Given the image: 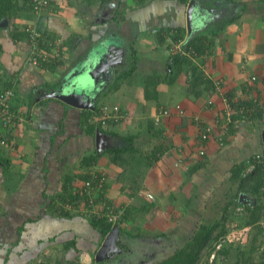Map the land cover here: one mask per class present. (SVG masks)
Returning <instances> with one entry per match:
<instances>
[{
    "label": "crops",
    "instance_id": "crops-1",
    "mask_svg": "<svg viewBox=\"0 0 264 264\" xmlns=\"http://www.w3.org/2000/svg\"><path fill=\"white\" fill-rule=\"evenodd\" d=\"M188 3L53 0L37 21L29 5L19 11L20 26L36 24L57 36L62 49L52 54L55 61L48 54L32 65L27 62L26 41L16 40L24 47L2 58L5 62L0 74L6 77L13 72L19 81L14 106L23 120L10 132L11 146L0 147L8 159V165L0 164V264H96L94 255L103 238L91 231L89 219L78 214L58 215L54 208L65 176L82 172L78 156L91 147L100 153L92 169L100 171L106 182L102 206L106 200L124 209L134 206L120 225L124 233L136 235L131 241L121 239L131 258L128 263L136 264L139 254L162 253L161 249L146 248V243L160 237L163 245L169 235L168 223L175 222L172 236L182 237L194 229L207 206L211 210L220 206L222 212L225 202L237 193L239 180L232 176V169L254 153L264 154L263 119L239 118L238 123L227 125L220 140L216 132L202 141L199 132L202 125L218 120L223 123L224 98L251 112L264 113V0H196L195 6H203L206 14L201 19L193 16L190 34ZM177 29L182 32L179 39L175 38ZM0 34L1 41L7 43L9 37ZM194 37L199 41L190 46L194 53L190 49L185 53L186 42ZM177 43L179 52L172 53ZM176 53H185L198 73L213 80L215 91L196 86L200 93H194L195 87L187 80L191 72L187 65L167 83L171 56ZM100 58L96 73L103 86L99 94L107 91L96 97L94 104L118 106L126 116L102 127L103 142L98 151L96 129L93 133L84 131L91 126L86 123L89 115L83 118L81 109L47 94L63 91L66 78L85 77L87 68ZM131 63L133 71H126V77L113 89L114 77ZM155 80H159L156 86L152 85ZM146 84L149 97L145 95ZM108 101H112L111 106ZM249 101L253 103L246 106ZM66 108L68 113L64 114ZM164 109L171 113L164 115ZM65 115L68 118L64 120ZM71 160L74 164L70 165ZM125 180L134 182L139 191L131 196L132 187ZM73 183L80 186L82 181ZM238 193L246 194L250 203V194ZM167 200L173 206L181 205L177 214L170 209L166 216L149 215L153 219L142 225L147 217L142 215L144 209L137 208L156 207ZM148 210H144L146 215L152 212ZM73 237L75 248H65ZM132 243L142 246L136 248V255ZM123 258L106 260L105 264H128Z\"/></svg>",
    "mask_w": 264,
    "mask_h": 264
},
{
    "label": "trees",
    "instance_id": "trees-1",
    "mask_svg": "<svg viewBox=\"0 0 264 264\" xmlns=\"http://www.w3.org/2000/svg\"><path fill=\"white\" fill-rule=\"evenodd\" d=\"M21 0H0V21L3 17L7 18V21L10 22L13 19V22L11 24V28L0 27V33L1 31L5 32L7 29H10L8 33L5 32V34L9 37V40L7 43H4L0 39V66L4 64L5 57L16 50L18 47H24V45L19 42L16 43V40L19 41H26L27 49L29 50V41L28 36L25 30L22 26L17 23V20L20 18L19 11L24 9V7H27L29 5L27 3L28 0H22V3L20 4ZM186 1V0H183ZM53 3V0L50 3ZM25 4V5H22ZM49 6V8H50ZM30 7V5L28 6ZM20 20V19H19ZM41 32V35L37 37L38 46L37 48L40 51H44L48 54H51L52 61H55L56 56L52 55L55 54L56 49H59L62 44L59 42L58 37L52 34H48L47 32H44L43 30L39 29ZM177 33L179 32L178 36L175 38H180V35L182 34L180 29L175 30ZM1 37V36H0ZM205 39V38H203ZM213 39V38H212ZM198 41V38H192L189 41H187V47L186 51H189V47L193 46L195 42ZM203 41V40H202ZM200 41L201 46L204 45V43ZM211 41H208V44ZM199 43V41H198ZM197 43V44H198ZM196 44V45H197ZM203 47V46H202ZM199 48V47H198ZM62 49V47L60 48ZM196 51H198L197 47H194ZM9 53V54H7ZM42 53V52H41ZM29 54V52H28ZM42 55V54H41ZM5 56V57H4ZM31 56V55H30ZM4 57V58H3ZM29 55H27L28 60ZM2 58L4 60H2ZM41 58V57H39ZM38 58V60H39ZM37 60V61H38ZM28 62V61H27ZM29 63V62H28ZM51 64H54L57 66L60 64V62H51ZM33 65V64H32ZM43 65H50L48 63H43ZM187 65L186 69H190V74H188L187 80L188 83L191 84L192 87H195L193 92L198 95V90L196 89V86H201L202 89L205 91H208L210 93L214 92L216 89L215 82L211 80L209 77H204L201 73H198L195 69V67L191 64L190 58L185 55V53H176L171 56V73L169 75V78L166 79L167 83H171L175 80L177 74ZM130 67L126 70H123L122 72L118 73L112 82L111 87L113 89L118 87V80L123 79L126 77V74L131 73L134 69V64H130ZM53 67V66H50ZM128 73H127V72ZM197 72V73H196ZM149 81V80H148ZM159 80H155L152 85L156 86L157 82ZM19 81L12 72L11 75L0 74V97H7L8 100V108H7V115H1L0 114V126L3 129V132L0 134V147H10L13 143L12 139H10V132L13 131L23 120L20 115V111L16 109L17 106H14V102L18 97L19 92ZM145 95L146 97H149V85L146 84L145 88ZM107 91V90H106ZM100 93L97 98H100L103 96V94L106 92ZM147 92V93H146ZM200 93V92H199ZM228 96H233L231 93L227 94ZM264 100V99H263ZM228 102L232 104V106L239 110L240 112L236 113L234 117L239 120L240 119H246L251 121L254 120L253 118L256 117L258 119H263L264 121V113L262 111L258 112H251L250 109L247 110V107L238 106L237 104H233L230 102V98L228 99ZM236 103V102H235ZM252 101H249L247 104H252ZM241 104V103H240ZM241 107V108H240ZM94 110H83V118L84 116H95V117H101V112L99 111L97 105L94 107ZM120 109V108H119ZM165 110V109H164ZM121 111V110H119ZM122 116L118 118V120L113 119H107L108 124L109 123H116L122 121L126 114L121 111ZM85 116V117H86ZM6 119V123H2L3 119ZM89 118V117H88ZM87 118V120H88ZM89 121V120H88ZM87 121V123H88ZM100 121H98L97 126L96 125H89L87 129H84L87 133H93L94 129H100ZM152 126V125H150ZM97 127V128H96ZM8 131V132H7ZM0 151V164L1 165H8V159L6 156L3 155ZM100 153L94 151L90 155H84L81 160H79V168L82 172L74 174H67L64 178V181L62 183V186L60 188V191L57 193V196L59 198V201L57 202V205H54V208L56 210V213L58 215H65V216H74V215H80L82 218L89 219V227L91 231H94L98 234L99 239L104 238V236L110 231L111 227L114 225L118 226L119 230V238L117 245L122 251V254L116 253L111 254L107 257H105L101 261H97L96 264H105L106 260H113L114 258L124 257L126 256L127 249L123 248L121 239L124 240H130L133 237H136L134 233L127 232L124 233L123 228L120 226L121 222L124 218H127L128 215H131L132 208L134 206L121 207L119 205H115L112 201V204H110V200L106 204L102 206V202H104V198H106L105 193V187L106 182H104V176L103 174L96 170L92 169L96 165V160L98 158ZM258 157L259 164H256L255 168L250 172L247 173L245 176H242V173L244 169L247 167L246 161L236 164V167H233V177L234 179L239 180V185L237 189V193L231 197V199L228 202H225V204L222 206V215L220 219H213L210 217L209 219H206L207 217L202 216L199 218L198 221H196V224L194 225V229H192L187 236L183 235H173V237L177 239H185V243L183 245L180 244V242L175 241V247L174 250L170 254H167V257H161L160 253L156 254V257L158 258L154 264H264V224H261V222H264V154L262 153H254L252 156H249L247 160H252L255 157ZM118 157V155H116ZM116 159V158H114ZM102 179L103 184L102 188L98 191V197L94 198L92 203L85 202V198H87V195L83 194L79 201L81 203V211H73L66 209L64 207V204L67 200H71L73 205H76V202L78 200V194H74L73 192L79 187L77 184L74 185V180H78V182L82 181V183L89 181L91 182V186L94 187L96 183ZM80 180V181H79ZM126 184L129 187H132L131 196L133 194H136L139 190L136 186V184L133 182L130 183L129 181L125 180ZM247 192L251 195L252 199L250 203L243 204L238 202V192ZM86 207L84 209L85 206ZM101 204V211H103L101 214L102 216L97 217L96 214H93L90 212V208H96L99 209ZM108 206V207H107ZM113 208V212L117 213V219L116 220H109L108 215L105 214L107 209ZM240 207L241 209L238 211L236 208ZM145 206H139L137 210L142 211L145 209ZM207 208V207H206ZM205 209V207H204ZM176 220V218H175ZM233 227L231 230H229L228 226ZM233 229H236L237 231V237L241 235L239 233V230H245L250 229L252 230V240L253 243L250 245V247L247 249V251H243L241 249H236V251L231 250V243L227 240L228 238L233 237L234 234H230L229 231L233 232ZM139 231V230H138ZM242 231V232H243ZM239 233V234H238ZM164 236V235H163ZM172 237V238H173ZM175 238V239H176ZM174 239V240H175ZM258 239V240H256ZM180 244V245H179ZM70 245V246H68ZM179 245V246H178ZM219 245V247H218ZM74 247L75 248V237L71 238L69 241H67V244L65 248ZM239 247V246H238ZM237 247V248H238ZM231 250V251H230ZM214 253V258L210 261V255ZM257 253V261L254 259V254ZM234 254L235 261L230 262L228 259L230 256ZM79 256V255H77ZM244 256V257H243ZM78 259V257H77ZM76 259V260H77ZM243 259V260H242ZM94 261V260H93ZM61 262V260H58V263ZM38 264V263H37ZM43 264V263H40Z\"/></svg>",
    "mask_w": 264,
    "mask_h": 264
},
{
    "label": "built area",
    "instance_id": "built-area-1",
    "mask_svg": "<svg viewBox=\"0 0 264 264\" xmlns=\"http://www.w3.org/2000/svg\"><path fill=\"white\" fill-rule=\"evenodd\" d=\"M52 0H28L27 3L30 5V9L32 11V13L34 14L36 21L43 15L45 14V12L48 10L50 3ZM11 27V26H10ZM39 27L35 24V25H27L26 27H24L23 29L25 30V32L27 33L28 36V41L29 43V57H28V62L36 65L38 63V58L41 57L43 59L46 58L47 53L44 51H40L37 46H38V42H37V37H39L41 35V32L38 29ZM190 49V48H189ZM42 52V53H41ZM173 53L175 52H179L178 50V43L173 47ZM194 51L192 49H190V53ZM56 54H58V49L55 52ZM185 53H189V51H186ZM42 54V55H41ZM31 55V56H30ZM226 99V109L224 111V115H223V123H221L219 120L216 121L215 123L212 124H206V125H202L200 128V132H199V137L202 141H206L208 138L211 137V134L216 133L217 132V136L218 139H221V134H223V130L228 128V124L232 122H236L238 123V119H236L234 117V115H236V113L240 112L241 109L237 110L235 109L233 106L231 107V104L228 102L227 98H224V100ZM8 100L7 97H0V114L1 115H7V108H8ZM113 109L107 107L106 105H103L100 107V112H101V117H95V116H91L88 118V122L89 123H95L96 121H100L102 126H105L108 124L107 119H113V120H118V118H120L122 116L121 111H119V107L118 106H114L112 107ZM177 109H179V113H183V111L177 107ZM162 113L164 115H169L171 113L170 110H163ZM6 119H3L2 123H6L5 121ZM226 122H225V121ZM215 125H217L218 129L216 127H214ZM201 153H203L201 151ZM261 160L258 159V157L256 156L255 158H253L252 160H246V164L247 167L244 169L242 176H245L247 173H250L256 166V164H259ZM102 184H103V180L100 179L96 185L94 187L91 186V182L86 181L84 183H82L79 187L81 188H77L73 193L74 194H78V200L76 202V205H73L71 200H67L64 204V207L66 209L69 210H73V211H81V203H80V197L84 194L87 195V198H85V202L87 201L88 203L90 202V204L92 203L94 198H97L98 194H99V190L100 188H102ZM82 200V199H81ZM87 206L84 207V209L86 207H88L89 205L86 204ZM108 207V206H107ZM106 207V209H107ZM93 208H90V212H92L93 214H96L97 217L102 216V212L101 211V206L99 207V209L97 210L96 208H94V210H92ZM238 211L241 209L240 207L236 208ZM86 210V209H85ZM108 215L109 220H116L117 219V213L113 212V208L111 209H107L106 213ZM261 224H264V222L262 221ZM219 246V245H218ZM214 253H212L211 255H213ZM210 261L213 259V256H210Z\"/></svg>",
    "mask_w": 264,
    "mask_h": 264
},
{
    "label": "water",
    "instance_id": "water-1",
    "mask_svg": "<svg viewBox=\"0 0 264 264\" xmlns=\"http://www.w3.org/2000/svg\"><path fill=\"white\" fill-rule=\"evenodd\" d=\"M196 0H189V3L187 4V27L189 34L191 33V27H192V18L194 15H196L199 19H201L205 14V10L203 6H195ZM195 13V14H194ZM202 16V17H201ZM7 25V18L3 17L0 21V27L4 28ZM102 59L100 58L97 63H95L93 66H89L86 70V73L84 74L85 77H81L79 75L77 76V80H70L71 78H66L64 82V86L66 87L63 91L57 93V92H51L47 95H50L52 97L59 98L64 103L75 107L77 109H94L95 104L94 100L99 95V91L102 88V84H99V79L101 76H99L96 73V67L99 62H101ZM84 67V66H82ZM84 69V68H83ZM82 69V70H83ZM78 74H81L79 72ZM86 75H89L86 77ZM89 78V79H88ZM89 80V81H88ZM103 134L101 131L96 132V138H95V147L96 150H100V147L102 146L103 142ZM238 202L247 204L248 196L244 193H240L238 195ZM119 238V230L118 226L114 225L111 227L110 231L104 236L101 244L97 248L94 258L97 261L103 260L107 255L120 253V248L117 245Z\"/></svg>",
    "mask_w": 264,
    "mask_h": 264
},
{
    "label": "rangeland",
    "instance_id": "rangeland-1",
    "mask_svg": "<svg viewBox=\"0 0 264 264\" xmlns=\"http://www.w3.org/2000/svg\"><path fill=\"white\" fill-rule=\"evenodd\" d=\"M20 2V4L22 3V0L21 1H19ZM75 1H73V3H74ZM17 23H18V21H17ZM12 27V26H11ZM10 31V29H7L5 32L6 33H8ZM5 32H2L1 31V33H5ZM0 36H1V34H0ZM123 91H126L125 90V88H123L122 89ZM109 102V105L111 106V103H112V101H108ZM106 106L107 107H109L108 106V104H106ZM115 106V105H114ZM114 106H112V107H114ZM112 107H109V108H111V109H113ZM68 113V108H66L65 109V111H64V114H67ZM66 118H68V115H65L64 116V120L66 119ZM87 123V122H86ZM20 125H21V123H20ZM37 134V133H36ZM36 136V135H35ZM91 153H93V148L91 147L90 148V150H86L85 151V153L84 154H82V155H79L78 157H80V160L82 159V157L84 156V155H90ZM74 158H76V155L74 156ZM69 164L71 165V164H74V162L71 160V161H69ZM226 184H227V182H226ZM219 191V190H218ZM221 195H222V192H219ZM142 203H144V202H142ZM160 203H162V204H158L156 207H152V208H150L149 206L148 207H146L145 209H149L150 210V214H145V212L146 211H144L143 210V212H142V215H144V216H146L147 218H144V221H142L144 224H142V225H146V223L149 221V219H153V217H151V216H149V215H159L160 213H163L162 215H165L166 216V214L167 213H169L168 212V210H170V209H173L175 212H176V214H177V211H178V207H181V205L180 204H176L175 206H173V205H171V203H169V201L167 200V201H161ZM210 207L209 206H207V209L205 210V212H203V216L205 217H207L206 219H209L210 217H212L213 219H220L221 218V215H222V212L219 210V208H220V206L219 207H216L215 209H209ZM148 210V211H149ZM172 215H173V213H172ZM174 215H175V213H174ZM133 221H135V219L133 220ZM172 221H174V219H172ZM149 223V222H148ZM175 223V222H174ZM174 223L172 222V224L171 223H168V225H167V227H168V236H166V237H164L165 238V243L163 244V245H161V240H160V237H155L151 242L153 243V245L151 246V244L152 243H150V242H147L146 243V248L147 247H153L152 249L154 250H162L163 252H162V254H160L159 256H160V258L161 257H167L166 255L167 254H170L171 252H172V250H174V247H175V241H179L180 242V244L181 245H183L184 243H185V239L183 238V239H177L176 237V239L172 236V234L175 232V225H174ZM152 225H155L154 223H152ZM147 227H149V225L147 226ZM152 227H154V226H152ZM228 228H229V230H231L233 227H231L230 225L228 226ZM237 230L236 229H233V232H231V231H229V233L232 235V234H234V236L232 237L231 236V238H228L227 240L232 244L231 245V250L234 252V251H236V249H241V250H245V251H247V249L250 247V245L253 243V240H252V230H250V229H245L243 232L241 231V230H239L238 232L239 233H241V235L240 236H236L237 235V232H236ZM187 232H189V230L187 231ZM238 233V234H239ZM170 234H171V236H170ZM179 234H181V232L179 233ZM182 235H186L187 236V234H182ZM173 237V238H172ZM143 239V238H142ZM175 239V240H174ZM150 240V239H149ZM256 240H258V239H256ZM137 243V242H136ZM155 244H159V246L158 247H156L155 246ZM179 244V245H180ZM132 246H131V248L134 250V255H136V254H138V251L136 250V248L139 250V249H141L140 247H142V246H140V245H138V246H136L134 243H132L131 244ZM178 245V246H179ZM239 246V247H238ZM219 247V246H218ZM238 247V248H237ZM148 249H150V248H148ZM230 250V251H231ZM154 252H148V254H146L145 255V257H144V255H142V254H139V256L138 257H135V261H137V263L136 264H154V262L158 259L157 257H156V254H153ZM255 256H254V259H255V261H257V253L256 254H254ZM210 256H213V258H214V256H215V254H213V255H210ZM128 257V258H127ZM130 256L128 255V253L126 254V256H124V258L123 259H125V261L128 263L129 262V260L128 259H131V258H129ZM244 257V256H243ZM230 262H233V261H235V256H234V254H232L231 256H230V258L228 259ZM243 260V259H242ZM123 261V260H122ZM131 261V260H130ZM139 261H140V263H139ZM128 264H132V262H130V263H128Z\"/></svg>",
    "mask_w": 264,
    "mask_h": 264
},
{
    "label": "clouds",
    "instance_id": "clouds-1",
    "mask_svg": "<svg viewBox=\"0 0 264 264\" xmlns=\"http://www.w3.org/2000/svg\"><path fill=\"white\" fill-rule=\"evenodd\" d=\"M10 22H11V24H12L13 19H12ZM10 22L7 21V25H6V27L11 28V27H10L11 24H9ZM4 28H5V27H4ZM189 48H190V47H189ZM185 52H186V51H185ZM172 53H173V52H172ZM95 106H96V105H95ZM102 106H103V105H102ZM100 107H101V106L98 107L99 111H100ZM94 109H95V108H94ZM94 109H90V110H94ZM81 110L83 111V110H87V109H81ZM88 117H91V116L89 115ZM88 117H87V118H88ZM87 121H88V120H87ZM88 123H89V122H88ZM97 123H98V121H96L95 123H89V124H91V125H96V126H97ZM105 126H106V125H105ZM99 127H100V129H96V132H97V131H101V132H102L101 129H102V127H104V126H102V125L100 124ZM96 128H97V127H96ZM102 133H103V132H102ZM202 152H203V151H202ZM115 254H116V253H115Z\"/></svg>",
    "mask_w": 264,
    "mask_h": 264
},
{
    "label": "flooded vegetation",
    "instance_id": "flooded-vegetation-1",
    "mask_svg": "<svg viewBox=\"0 0 264 264\" xmlns=\"http://www.w3.org/2000/svg\"><path fill=\"white\" fill-rule=\"evenodd\" d=\"M107 256H109V255H107ZM95 259V258H94ZM95 261L97 262V260L95 259ZM99 262V261H98Z\"/></svg>",
    "mask_w": 264,
    "mask_h": 264
}]
</instances>
